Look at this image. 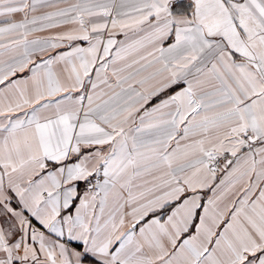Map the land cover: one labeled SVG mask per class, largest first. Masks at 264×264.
<instances>
[{
  "label": "snow or ice",
  "instance_id": "snow-or-ice-1",
  "mask_svg": "<svg viewBox=\"0 0 264 264\" xmlns=\"http://www.w3.org/2000/svg\"><path fill=\"white\" fill-rule=\"evenodd\" d=\"M0 264H264V0H0Z\"/></svg>",
  "mask_w": 264,
  "mask_h": 264
}]
</instances>
